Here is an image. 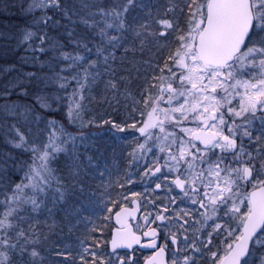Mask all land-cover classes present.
Here are the masks:
<instances>
[{"label": "snow or ice", "instance_id": "snow-or-ice-1", "mask_svg": "<svg viewBox=\"0 0 264 264\" xmlns=\"http://www.w3.org/2000/svg\"><path fill=\"white\" fill-rule=\"evenodd\" d=\"M0 264H264V0H0Z\"/></svg>", "mask_w": 264, "mask_h": 264}, {"label": "trees", "instance_id": "trees-1", "mask_svg": "<svg viewBox=\"0 0 264 264\" xmlns=\"http://www.w3.org/2000/svg\"><path fill=\"white\" fill-rule=\"evenodd\" d=\"M54 239H60V237H54Z\"/></svg>", "mask_w": 264, "mask_h": 264}]
</instances>
